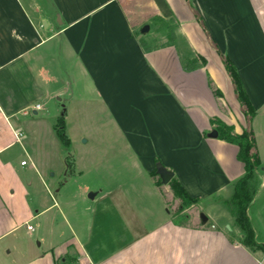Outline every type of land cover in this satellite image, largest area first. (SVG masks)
Instances as JSON below:
<instances>
[{
  "label": "crops",
  "instance_id": "0c3cea01",
  "mask_svg": "<svg viewBox=\"0 0 264 264\" xmlns=\"http://www.w3.org/2000/svg\"><path fill=\"white\" fill-rule=\"evenodd\" d=\"M155 16L176 22L183 44L144 42L138 30ZM215 45L236 66L257 110L250 125L257 143V120L264 116V0H0V155L19 144L30 159L22 165L25 160L0 157V264H264V252L240 244L234 216L215 202L231 197L245 168L237 145L210 136L216 131L211 120L237 134L248 128ZM58 49L70 72L83 79L82 91L71 92L72 103L85 114L94 105L105 121L99 131L120 137L135 175L61 196L71 184L66 180L52 184L55 194L47 200L26 169L31 164L48 185L43 168L15 132H23L19 113L42 109L31 103L45 83L58 84L46 70ZM209 79L223 97L214 95ZM64 87L53 93L59 96ZM158 162L197 203L180 210L178 199L172 212L174 194L158 184ZM77 169L74 163L63 170L74 175ZM259 178L248 215L263 245L264 168ZM188 210L194 215L181 218ZM24 225L28 245L16 242ZM8 247L17 249V259L7 258Z\"/></svg>",
  "mask_w": 264,
  "mask_h": 264
},
{
  "label": "rangeland",
  "instance_id": "374dc122",
  "mask_svg": "<svg viewBox=\"0 0 264 264\" xmlns=\"http://www.w3.org/2000/svg\"><path fill=\"white\" fill-rule=\"evenodd\" d=\"M145 25H149L150 30L147 33H142L141 29ZM138 33L141 34L140 37L144 42L147 41L148 43H153V46L156 47L172 43L183 44L182 40L179 38L178 24L174 21H164L157 16L143 24L139 28ZM55 52L56 62L54 66H51L50 61L48 60L46 70L48 75H51V72L56 74L58 84L55 82H49L47 85V83H45V87L48 88L43 91L44 93L41 97L37 98L38 100L31 103L34 105H36V103H41L42 109L38 110V115L33 114V109L31 107H28L27 115L23 113L24 111L18 115V119L24 122L23 145L29 153L32 154V160L34 163L36 162L42 166L43 169L41 175L48 180L49 184L44 185L41 182L40 176L36 173V170L31 164H29L26 169L32 171L33 176H31V178L34 180L33 182L36 190H38V193L41 192L47 200H50V195L55 194V189H53L52 184L59 186L66 180H71V184L68 186L69 189H64L61 196H66L67 194L75 192H94L100 189L101 181L114 182L121 179V177L128 178L129 176L135 175L133 169L128 164L132 158L124 149L120 137L116 139L114 136H111V134L99 131L100 128H103L102 122L104 123L105 121L102 120V116L100 117V115H97L94 105L91 104L88 113L85 114V109L82 105L72 103L71 92L82 91L81 87L83 79L81 74L77 71L74 73L70 72V68L65 61V58L61 56V53L59 54L60 49H58V51L55 50ZM72 75L74 81H71L70 79ZM45 80L46 79L43 78V81ZM66 82L69 83L66 84ZM71 83L74 85L73 88L70 87ZM59 86H65V89L60 92V95L58 96L53 92ZM67 91H69V93H67ZM59 97L62 98V101L58 100ZM62 105H67V108H69L67 113L64 112L65 109L62 108ZM34 108H36V106ZM62 117L65 122L64 130L69 139V145L67 146H65L58 135L57 128ZM257 121L258 124H256V128L258 131L255 132L258 148L262 154L263 169L264 116H260ZM1 155L0 157L7 155L8 157H12V159L17 161L18 164L21 160L30 163V159L25 154L23 155L19 144H14L7 148ZM74 163L77 164V170H80L81 172L74 175L69 172L66 175V171L63 170L64 167L66 168V166H68V169H70L74 166ZM19 172L22 173V171ZM156 179L158 182L160 181V177H157ZM160 186H163V184H160ZM164 188L167 189L165 194H167L168 191L172 194L170 183L164 185L163 189ZM223 201V199L215 200L216 203L222 202V204H224V210L226 209V211H228L227 213L231 216L232 213L226 206L225 201ZM168 202L170 209L176 214L179 208L178 199L174 196L170 198ZM190 206L192 205L185 208H189ZM193 215L194 212L188 210V212L183 213L181 218H190ZM212 220L213 219L210 217V223H212ZM231 221L233 222V225L237 227L235 218ZM31 224L35 226L36 222H31ZM28 233L26 225L21 227L16 232V242H20L22 245L27 243L28 245L30 239ZM14 235L12 234L6 239H13ZM35 243H37L36 240ZM6 250H12L7 258L17 259V249L8 247Z\"/></svg>",
  "mask_w": 264,
  "mask_h": 264
},
{
  "label": "trees",
  "instance_id": "16d2710c",
  "mask_svg": "<svg viewBox=\"0 0 264 264\" xmlns=\"http://www.w3.org/2000/svg\"><path fill=\"white\" fill-rule=\"evenodd\" d=\"M215 47L217 48L224 67L232 80L236 97L248 122V128H246L242 134H237L235 133L233 126L227 125L220 119L214 118L211 120L218 133L219 139L238 146L239 151L237 157L238 160L244 164L245 168L244 175L232 185V195L225 201V203L234 216L237 227L243 233V238L241 239L240 244L252 252H264V244L262 245L258 243L256 232L248 215V209L260 185L259 172L262 169V162L258 153L255 135L250 128L252 120L257 115V110L246 93L236 66L216 45ZM199 59L201 60L202 65L205 66L207 63L206 60L203 57H199ZM209 85L216 97H223L222 92L214 86L211 79H209ZM64 125L65 122L62 117L57 128L58 135L65 146H67L69 145V139L65 133ZM159 166H162L160 162H158V167ZM156 174V172L153 173V175ZM161 183L162 181L160 179L158 184L160 185ZM170 186L174 196L180 201V210L198 202L197 199H193L188 195L186 190L174 177L170 182Z\"/></svg>",
  "mask_w": 264,
  "mask_h": 264
},
{
  "label": "water",
  "instance_id": "95a60500",
  "mask_svg": "<svg viewBox=\"0 0 264 264\" xmlns=\"http://www.w3.org/2000/svg\"><path fill=\"white\" fill-rule=\"evenodd\" d=\"M149 30H150V26L149 25H145L141 29V32L142 33H147V32H149ZM210 136L213 137V138H216L218 136L217 131H213ZM157 173L160 176L161 181H162V183L164 185L169 184L171 182L172 178H173V174L170 171L166 170L163 166L157 167ZM94 196L95 195L93 193H90L89 194V197L90 198H94ZM200 218H201V220H202L203 223H207L208 217L205 214L202 213L200 215Z\"/></svg>",
  "mask_w": 264,
  "mask_h": 264
},
{
  "label": "built area",
  "instance_id": "2783aa9c",
  "mask_svg": "<svg viewBox=\"0 0 264 264\" xmlns=\"http://www.w3.org/2000/svg\"><path fill=\"white\" fill-rule=\"evenodd\" d=\"M38 108H39V106H38ZM23 136H24V134H23L22 131H16L15 132V137H16V140L17 141L21 142ZM22 165H26V161H23L22 162ZM28 229H32V227L31 226H28Z\"/></svg>",
  "mask_w": 264,
  "mask_h": 264
}]
</instances>
